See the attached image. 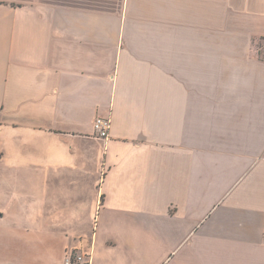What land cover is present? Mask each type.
<instances>
[{"label": "crops", "instance_id": "0c3cea01", "mask_svg": "<svg viewBox=\"0 0 264 264\" xmlns=\"http://www.w3.org/2000/svg\"><path fill=\"white\" fill-rule=\"evenodd\" d=\"M90 231L91 264H264V0H0V264Z\"/></svg>", "mask_w": 264, "mask_h": 264}, {"label": "built area", "instance_id": "2783aa9c", "mask_svg": "<svg viewBox=\"0 0 264 264\" xmlns=\"http://www.w3.org/2000/svg\"><path fill=\"white\" fill-rule=\"evenodd\" d=\"M112 120L109 118H97L94 122V135L96 139L107 141L110 138ZM64 264H91V253L74 251L67 254Z\"/></svg>", "mask_w": 264, "mask_h": 264}, {"label": "rangeland", "instance_id": "374dc122", "mask_svg": "<svg viewBox=\"0 0 264 264\" xmlns=\"http://www.w3.org/2000/svg\"><path fill=\"white\" fill-rule=\"evenodd\" d=\"M90 171H93V169H91ZM92 174H93V172L92 173L91 172H86L85 180L87 182H89V184H91V186L93 188V182L94 181H92L93 180V177H92L93 175ZM86 189H87L86 194L88 192V189H90V192L92 191L91 187L88 186V185H87V188ZM22 190H23V188H22ZM91 232L92 231L87 232V233H76L74 235H70L73 239H75V243L72 244V245H69V246L70 247L71 246L72 247H75L76 249H71L69 247L66 250L67 251L66 255L67 254H70V253H72L74 251H79V252H82V253H88V252H90V248H89L90 242L89 241H90L91 236H92ZM62 253L63 252L61 250H60V253H57V251H55V256H58V254H59V256L61 257L62 256ZM60 263H62V259L61 258H59V261H58V264H60ZM63 264H64V262H63Z\"/></svg>", "mask_w": 264, "mask_h": 264}]
</instances>
